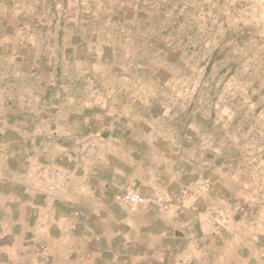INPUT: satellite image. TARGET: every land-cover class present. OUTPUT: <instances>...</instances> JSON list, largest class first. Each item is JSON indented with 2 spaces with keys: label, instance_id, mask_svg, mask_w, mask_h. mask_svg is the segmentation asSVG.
<instances>
[{
  "label": "rangeland",
  "instance_id": "374dc122",
  "mask_svg": "<svg viewBox=\"0 0 264 264\" xmlns=\"http://www.w3.org/2000/svg\"><path fill=\"white\" fill-rule=\"evenodd\" d=\"M0 264H264V0H0Z\"/></svg>",
  "mask_w": 264,
  "mask_h": 264
},
{
  "label": "built area",
  "instance_id": "2783aa9c",
  "mask_svg": "<svg viewBox=\"0 0 264 264\" xmlns=\"http://www.w3.org/2000/svg\"><path fill=\"white\" fill-rule=\"evenodd\" d=\"M126 200H128V201H133V202H137L138 200H139V198L138 197H126Z\"/></svg>",
  "mask_w": 264,
  "mask_h": 264
}]
</instances>
